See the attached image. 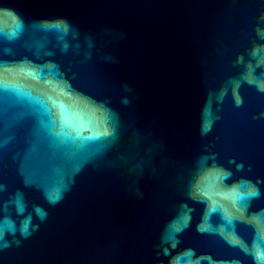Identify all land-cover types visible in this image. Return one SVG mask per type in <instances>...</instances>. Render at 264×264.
I'll use <instances>...</instances> for the list:
<instances>
[{
    "label": "water",
    "instance_id": "obj_1",
    "mask_svg": "<svg viewBox=\"0 0 264 264\" xmlns=\"http://www.w3.org/2000/svg\"><path fill=\"white\" fill-rule=\"evenodd\" d=\"M0 264H264V0H0Z\"/></svg>",
    "mask_w": 264,
    "mask_h": 264
}]
</instances>
